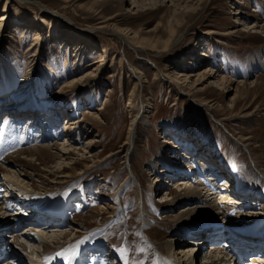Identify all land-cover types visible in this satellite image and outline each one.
<instances>
[{
    "label": "rangeland",
    "instance_id": "rangeland-1",
    "mask_svg": "<svg viewBox=\"0 0 264 264\" xmlns=\"http://www.w3.org/2000/svg\"><path fill=\"white\" fill-rule=\"evenodd\" d=\"M132 1L0 0V19L6 6L10 10L7 25L0 34V130L9 127L12 111L31 110L33 92L37 101L34 106L38 105L48 116L57 113L50 121L46 115L42 119L41 123L48 128L47 136L53 138L68 121H83L82 138H77L78 151L70 157L74 161H65L63 165L72 166L76 161L80 164L73 171L67 169L74 178L57 188L58 191L53 190L55 185L46 183L47 193H35L32 184L42 186L38 178L26 179L24 171H19L17 177L18 172L8 168L15 171L11 177L18 184L22 187L25 184L24 188L29 185L24 190L29 198L21 201L15 193L20 187L14 185L11 190L12 186H5V177L0 171V185L6 189L0 191V197L4 195L2 200L12 203L7 202L10 210L0 212L1 223L27 217L32 212L29 209L56 207L66 197L72 201L61 208L66 220L55 224L57 231L42 225L35 234L26 233L35 238L32 244L41 256L35 258L38 264L48 262L42 257L43 243L56 242V236L62 233L71 235L70 239L77 234L78 244L56 261L80 259L85 264H124L122 261L126 260L136 264L145 258L153 264L161 255L187 264L183 252L177 249L180 243H174L170 255L167 250L161 254L156 249L157 240L149 239L148 235H158L156 238L160 239V235L177 234L181 223L176 220L183 215L182 207L173 209L161 202L167 200L168 194H181L172 185L177 178L197 186L202 169L211 171L213 176H206L204 181L212 183V187L216 185L215 188H220L218 183L228 175L232 180L231 191L240 196L239 205L224 204L214 212V215L223 213L217 223L234 231H251L264 222V31L258 33L245 28L253 22L264 27V0H194L192 4L197 7L194 13L186 14L180 25L171 20L178 32L168 52L159 49L136 52L122 40L120 33L103 28V23L114 22L119 31L138 32L152 42L158 38L168 40L166 25L174 16L172 3L167 0L162 6H154L147 2L143 9L136 5L132 8ZM235 9L241 15H234ZM50 18L54 19L53 28L49 26ZM37 31L41 35L39 52H29ZM81 33L91 38L93 45L86 46L78 36ZM201 53L206 56L199 58ZM105 54L107 60L101 71L67 88L74 79L90 73L95 67L93 63ZM121 56L124 61L119 64ZM207 68L213 70L215 79L202 80L198 88L192 83L196 77L185 82L176 79L177 71L194 76ZM223 76L230 82L223 89L213 88L211 84ZM108 88L112 93L106 97ZM234 103L237 106L232 109ZM146 106L150 108L145 116ZM32 116L27 113L18 119L16 126L27 131L28 126L34 125L26 120ZM136 116L139 118L135 125L136 137L130 146L127 140ZM52 121L54 126L47 124ZM35 127V131H41L37 130L38 125ZM43 133L34 134L29 146L22 148L59 145L63 149V144L74 143V140L65 143L62 138L42 142ZM32 141L35 142L31 144ZM197 149L200 153L194 156ZM12 155L24 158L13 151ZM161 158L166 159L167 171L160 169ZM32 162L44 171L40 162L35 159ZM28 172L33 174L32 169ZM167 172H176V178ZM157 176L162 183L157 182ZM209 189L204 187L203 195H207L211 206L217 199ZM212 218L205 216L198 220L197 217L196 225H205ZM35 219L43 224L45 217L36 215ZM18 224L23 227L19 232L15 231L17 224H12L9 230L0 233L6 243L0 264H21L16 259H6L10 247L16 248L14 236L25 235L26 225ZM182 238L190 241L189 237ZM168 241L164 240L165 245ZM200 246L184 254H191V260L197 255L198 264H205L203 261L209 257L206 252L209 254L210 249ZM209 255L217 261L223 257L228 260L223 250ZM24 259L27 264H34Z\"/></svg>",
    "mask_w": 264,
    "mask_h": 264
},
{
    "label": "bare ground",
    "instance_id": "bare-ground-1",
    "mask_svg": "<svg viewBox=\"0 0 264 264\" xmlns=\"http://www.w3.org/2000/svg\"><path fill=\"white\" fill-rule=\"evenodd\" d=\"M166 1L167 0H133L132 1V8H134V5H136L137 7L143 8L146 5L145 3H147V2H149V4H152L154 6H157L158 4H159V6H162L164 3H167ZM193 1L194 0H168V2H171L173 7H174V9H173V15L174 16L172 17V19L170 18L168 20V23L166 25V32H168V34H169V38L166 41H163L160 38H158L157 40L155 39V42H152L150 38H148L147 36L141 35V33H138V32L135 33V32H132L131 30L119 31L115 28L116 25H114V22H106V23H103L102 26H103V28L110 29V30H113L117 33H120L122 35V37H121L122 40L129 47L133 48L136 52L137 51H145V50H149V49L150 50L159 49L162 52H168L170 49V46L172 44V41L175 39L177 32H178L171 20H174L176 22V25H180L181 19L186 17L185 16L186 14L194 13V11L197 10V7H196V4H192ZM201 1L202 0H199L198 2H201ZM142 2H143V4H142ZM9 12H10L9 7L6 6L3 10L2 18L0 19V34L2 33V31H4V28L7 25L8 18H9V16H8ZM233 14L237 15V16L241 15L239 12V9H235ZM113 20L114 19H109L108 21H113ZM49 23H50L49 24L50 28H53L54 27L53 26L54 25V19L50 18ZM245 28L248 30L249 29H255L256 32H258V33L260 31H264V27L260 28L258 26L257 22H253L251 24H248V26ZM150 32H152V30L148 31L147 33H150ZM36 33H37V34H35L36 39L34 40V42L29 47V49H28L29 52H35V51H36V53L39 52V42L41 40V35L38 34L39 33L38 31ZM78 36L80 37L81 40H83L85 42L86 46L91 45V44L93 45L92 39L91 38H89V39L85 38L86 36L83 33L78 34ZM205 56L206 55L204 53H201L199 55V58H203ZM99 58H98L99 60H97L95 63H93V65L95 67L90 71V73H88L87 75H85L84 77H81L79 79H74L73 81H71L67 85V88H73L75 86V84L77 82H79L80 80H82L83 78L89 77L90 75L97 74L99 71H101L102 67L105 65V62L107 60L106 54L99 57ZM123 61H124V58L121 56L120 60H119V64L123 63ZM212 71L213 70L207 68L204 71H202L200 74L194 75V76L193 75H187V73H182V72L177 71V72H175V75H176V79H178L180 82H182V81L185 82L188 80L192 81L191 78L196 77V80L193 81L192 83H193L194 87L197 86L195 88H198V86L199 85L201 86V83H203L202 80L204 82L205 81L207 82V81H211V79H215L214 78L215 74ZM216 78H217V76H216ZM229 82H230V80L223 76V77H220L217 80V82H215V83L213 82L211 85H214L213 88H215V89H217V88L223 89V88H225V86ZM108 89H109V92L106 94V97H109V95L112 93L110 88H108ZM108 89H107V91H108ZM34 93L35 92H33V94L30 97V99H31L30 100L31 110L29 109V111H27V113L32 114L33 116L31 119L29 118L30 116L26 119V120H31L34 123L33 127L28 126L29 129L27 131H25V130H20V127L18 128L16 126V125H18L17 122H19L22 117H24V116L26 117V115H27V113H23L22 112L23 110L19 109V111H12L10 121H9V127L7 128L8 130L6 128L5 129L2 128L0 130V131H2V134L0 135V171L2 170L3 176L5 177L3 184L5 186L7 185L8 187H9V185L12 186L13 187L12 189L9 188L11 190H14V185H17V186H15L16 188L20 187L19 188L20 190L15 189L16 190L15 193H18L17 194L18 196L20 195L19 199H21V201H24L25 199L29 198L26 196V192H24V190L27 191L26 189H29V185H27L24 188V185H25L24 184L22 187V185L18 184L17 180L12 179L13 177H11L12 176L11 173L17 171L18 174L17 173L16 174L18 175L17 177H19V175H20L19 173L21 171H24L26 173V175H25L26 179L33 181V179H34L33 176L38 178L41 181L42 186H36V184L34 182L32 184L33 185L32 191L35 193L36 192L37 193L38 192L39 193L40 192H43V193L46 192L47 193V191H48L47 186H50V184L55 185V187L53 186L54 188H56V189H53L54 191H58L57 188L59 189L62 186L69 184L70 179L74 178L71 174H68L66 171H67V169H71L72 171L75 170L76 165L80 164V162L76 161L75 163L72 164V166H68V165L64 166L63 164L65 163V161L66 162L67 161H70V162L74 161L70 157H72V156L74 157L75 156L74 151H78L77 150L78 149V145H77L78 139L77 138L79 137L81 139L82 135H83V133H81V132L84 131V129H82V124H81L83 121L75 119V120H71V121L67 122L66 119L64 118V123H65V121L67 123H65V126L62 128V130L59 131L58 134L55 133V136H54L55 138L50 137L51 135L47 136L46 135V133H47L46 129H48V128H47L46 124L41 123V122H42L44 115H46V117L48 115L42 113L40 111V108L38 105L34 106V104L37 102L35 99L36 94H34ZM209 103L206 102L204 104L209 105ZM236 106H237V103H234V105H232V109H234V107H236ZM149 108L150 107H147V106L144 107L143 111H144L145 116H146V113H148L147 110ZM56 115H57V113L55 114L53 112L52 116L51 115L48 116V118H50L48 120L50 121L51 118H54ZM94 115H96V114L93 113L91 117L94 118ZM144 115H143V117L145 118ZM18 119H19V121H18ZM138 120H139V118H137V116H136V118L132 121V124L130 126V132H129V136H128V140H127V144H130V146L134 145L133 143H134L135 137H136L135 125L138 122ZM47 124H51L52 126H54L53 121H52V123H47ZM36 125L39 126V128L37 130H41L38 132H40V133L44 132L42 135V138H44V140L42 142H46V141H49L51 139L52 140L53 139L59 140L62 138V140L65 143H69L71 140H74V143H72L73 145H70L71 144V142H70V144H68V145L63 144V146H64V147H62L63 149H60L59 145L58 146L55 145L56 148L48 147L45 145L44 147L34 146L32 148L23 149L22 147H26L31 142V141H29L31 139V137H33L34 134L38 133L37 131H35ZM27 133H28V135H27ZM74 135H75V137H74ZM89 137H90V135L87 138H89ZM34 142L35 141H32L31 144H33ZM18 148L20 150H17ZM54 149L56 150V152H52V150H54ZM14 150H17V151H14ZM12 151L14 153H17L20 156L23 155L24 158H22V156L21 157H19V156L14 157L13 155L10 156L11 153L7 154V153L12 152ZM130 151L131 150H129V152ZM129 152L126 155V157H128V155L130 154ZM88 153L90 154L91 152H88ZM198 153H200L199 149L196 150L194 156H196V154L198 155ZM34 159L42 164V166L45 168L44 171L36 168L35 163L32 162ZM161 159L162 160L160 163H161L162 168H160V169H165L167 171V169H166L167 162H165L166 159H164V158H161ZM54 164H56V167L53 168L52 165H54ZM8 168L10 170H12L14 168L15 171H10ZM29 169L33 170V174L28 172ZM160 173L165 174V172L163 173V171H161ZM167 174H168V176L173 175L172 177H175V178L177 176V175H175L176 172H167ZM178 174L188 176L186 173L181 174V172H179ZM206 176H213V174H211V171L207 172L205 169H202L201 173L199 174V177H198L200 179V182L196 183L197 186H192L190 184H187L185 179L177 178V180L174 181L175 183L172 184L173 187L174 188L177 187V190L181 191V194H177V195H174L173 193L168 194L167 200L164 199L163 202H161V203H162V205H168L173 209H175L177 207H182L181 211H182L183 215L179 216L178 219L176 220L179 223H181L178 230H177V234L171 235L172 234L171 233L168 235L166 233L167 236L162 237L160 235V237H161L160 239H157L158 237L156 238V236H158V235H154L153 237L148 235V238L149 239L151 238L153 240H157L158 244H156V249L159 250L161 254L162 253L164 254L165 251L167 250L168 254L170 255V251L173 252L174 243H180L181 246H179L177 249H179V251H180L179 253L183 252V257L186 258V261L188 262L187 264H198L199 263V262H197V255H196V259L194 258V260H191L190 259L191 254H188L187 252H185V254H184V251H190V250L195 251L196 246H200V245L202 246L204 241H205V239H203L202 237L205 235H208L209 240H212V241H207L209 243L206 242V244L208 246L206 249L207 250L210 249L209 254H212L215 252H220L222 250L227 255L230 254V250L225 249L226 247H223L222 246L223 244L221 245L218 243V244H215V246H214V244H212L214 242H217L218 239L223 241V242H227L226 244H228V245H229V242L234 243L233 249L231 250L232 251L231 253L233 256L230 259L225 261V259L223 257L221 261H217L216 259H213L212 257H210L208 252H206L209 257H207V259L205 258L206 260L203 261L205 264H241L242 262L247 261L244 256H241L238 253V250H239L238 247H240V246L241 247L243 246L244 249H242V250L249 253V255L247 256L248 258H251L252 255H254L257 252L260 253L259 254L260 256L258 259H252L251 260V264L252 263L253 264H264V257H263L264 256V248H263V246H261L260 250L257 251V249L254 247V245L250 244V242L248 243V241H247V239H251V237H248V236H250V235L253 236V235L259 234L257 229L260 226L264 225V222H261L257 227H255V230L253 229L251 232L246 231V229L234 231L233 229H231L229 227L227 228L228 230L226 228H224V230L227 232H223V235L221 236V238H219V235L217 234V230L219 227H222V223H217V222H219L218 218H220L223 215V213L218 214L219 215L218 216V215H214V212L216 210L220 209V207L224 204H229V205H233V206H235L237 204L239 205V202H240L239 197L240 196L239 195L235 196L233 194V192L231 191L230 188L232 185V180L230 179V177L228 175H226L225 178H223V180L221 181L220 184L218 183V186H220V188H215L216 185H214L212 187L211 186L212 183L207 182L206 180L204 181V178ZM155 179H157V182L162 183V181H159L160 180L159 176H157ZM225 181H227V183ZM16 182H17V184H16ZM46 183L47 184L49 183V185L46 186ZM4 185L1 186L2 189H5L3 187ZM183 186H185V187H183ZM204 187L211 188V189H209L210 194H213L216 197L217 203L215 202V204H212L211 206H209L211 203H209V200H207L208 199L207 195H205V194L203 195ZM22 188H23V190H21ZM224 190H226V191L224 192ZM0 195H1V193H0ZM3 196L0 197V201H1L0 202V206H1L0 212L1 213L3 212L2 210L6 209L5 207H3V205L5 206V204L7 205V202H9L8 199H6V201H3L2 200ZM169 200H171V201L169 202ZM51 202L52 201H50L49 203H51ZM71 202L72 201L70 200V198L66 197V199L63 200V202L60 205H57V206L55 205L56 207L53 206L50 209L48 208V206L41 207L40 211L35 210V208H34V210L29 209V211H32L28 215L29 217H30V215H32V217H33L34 213L37 215V217L38 216L39 217L40 216L45 217L44 221H42V222H44L43 224L40 223L41 221H38V220L36 221V219L32 220V221L31 220L27 221L26 219L25 220L20 219L19 217L18 218L15 217L14 220L6 219V220H3L4 222H2V223L0 222V233H2L3 231L9 230L11 228L12 224H15V225L18 223L22 224V221H25L23 224L26 225V227H24L25 228V235L14 236V243H15L16 248H14L15 249L14 250L12 247H10L11 249H10V252H8L6 254V256H8L6 259H8V261H10L11 259H14V260L16 259L17 261H20L21 264H27L28 262L24 259V258H26L29 260V262H33L34 264H38L35 261V258L40 259L41 256L38 252L35 251L36 245H34L35 248L33 247L32 243L35 242V238L31 239L30 238L31 236L27 235L26 233L32 232L35 234V232H38V231H36L38 229V227H40L42 225L44 228L48 227V228L54 229L56 227L55 224L58 225L59 223H62L66 220L64 210H61V208L67 206ZM9 203L12 204L11 202H9ZM23 206H24V204H23ZM194 207L196 208L195 211L193 210ZM9 208L10 207L8 206V209ZM47 208L50 211H48ZM46 212H48V213H46ZM36 215L34 218H36ZM4 216L6 218L7 215L5 214ZM205 216L213 217L212 218L213 220H211V222H209V223H206L205 225L203 224L201 226H197L196 224L198 222L196 221V218L199 217L198 220H200L202 217H205ZM25 217H26V215H25ZM223 218H224V216H223ZM201 220H203V219H201ZM213 221H215V222H213ZM49 224H51V226ZM33 227H36V229H34ZM55 230L57 231V229H54V231ZM62 234L57 235L56 236L57 241L54 242L55 240H53V241H51L52 243L45 241L43 239V237L41 238V239H43V242L45 241L42 245V247H43V256L42 257L45 256V258H47V260H46V262L48 261L47 264H53L54 262H56V263L58 262L59 264H63V263L64 264H85L84 261H81L80 259L79 260L76 259V260H73L70 262H69V260L63 261V259L56 261V258H58V256L62 255V253H64V252H67L69 248L78 244V241H76L77 234H75L74 235L75 238H72V239L69 238L71 235H69L67 233H65L63 235ZM175 235L176 236L180 235V236L175 237ZM243 235H245V236H243ZM43 236H44V234H43ZM182 236L183 237L185 236V238L189 237L190 241H187V242L184 241V238H182ZM190 236H192V237H190ZM199 238L201 240H197ZM60 239L61 240L63 239L64 242H59ZM167 239L169 241L165 245L164 240H167ZM186 239H188V238H186ZM70 240L72 242H70ZM36 242H37V240H36ZM184 243H186L187 246H186V244L184 245ZM208 244H210V245H208ZM188 245H190V247H188ZM194 245H195V247H191ZM4 246H6V243L2 238H0V250ZM165 246H167V248ZM99 247H100V245H99ZM101 247H103V246H101ZM58 254H60V255H58ZM242 254H244L243 251H242ZM192 255H195V254L193 253ZM2 257L4 258V256H2ZM59 258H61V257H59ZM185 258H184V262H186ZM262 258H263V260H262ZM140 260L141 259H139L138 262ZM174 260L170 261L167 258L160 255V256H158V258L155 259L153 264H173V262H174V264H181L183 262V261L181 262V260H179V259L176 261V258H174ZM138 262L136 264H150L149 263L150 261L149 260L146 261L145 258H143L142 261H140V263H138ZM122 263L131 264V263L127 262L126 260L122 261ZM112 264H113V262H112Z\"/></svg>",
    "mask_w": 264,
    "mask_h": 264
},
{
    "label": "snow or ice",
    "instance_id": "snow-or-ice-1",
    "mask_svg": "<svg viewBox=\"0 0 264 264\" xmlns=\"http://www.w3.org/2000/svg\"><path fill=\"white\" fill-rule=\"evenodd\" d=\"M58 255H60V254H58ZM74 258V257H73Z\"/></svg>",
    "mask_w": 264,
    "mask_h": 264
}]
</instances>
